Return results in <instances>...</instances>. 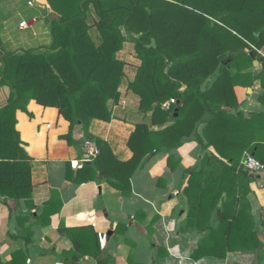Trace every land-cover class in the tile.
<instances>
[{
    "label": "trees",
    "instance_id": "1",
    "mask_svg": "<svg viewBox=\"0 0 264 264\" xmlns=\"http://www.w3.org/2000/svg\"><path fill=\"white\" fill-rule=\"evenodd\" d=\"M47 2L50 14L58 16L47 18L51 45L44 52L11 53L0 69V86L11 89L8 104L0 109V198L21 197L23 189L32 187L17 112H27L31 101L59 109L70 125L69 141L76 128L89 131L94 120L111 122L126 79L119 55L132 43L141 64L128 90L140 98L139 111L151 117L131 135L130 161H118L107 143L97 141L101 153L95 167L129 197L131 178L146 159L181 147L209 116L204 138H198L222 159L206 156L209 168L189 171L183 189L189 205L186 230L208 231L194 258L262 251L248 201L259 177L240 162L244 153L259 159L264 113L248 117L239 112L235 89L256 80L264 87V70L257 77L244 73L257 58L264 68V0ZM170 100L176 104L166 111L163 105ZM260 102L264 105V96ZM170 118L175 123L167 126ZM158 125L165 129L153 131Z\"/></svg>",
    "mask_w": 264,
    "mask_h": 264
},
{
    "label": "crops",
    "instance_id": "2",
    "mask_svg": "<svg viewBox=\"0 0 264 264\" xmlns=\"http://www.w3.org/2000/svg\"><path fill=\"white\" fill-rule=\"evenodd\" d=\"M50 15L47 0H0V69L11 53L44 52L51 45ZM24 22L27 25L21 27ZM39 23L42 38L36 43L33 38ZM130 44L119 55L126 63V79L111 122L94 120L89 131L76 128L69 141L70 125L59 109L31 101L27 112H17L16 129L30 159L32 187L23 189L21 197L0 198V264H264V249H239L226 258H194L208 231L186 230L189 205L183 189L189 171L209 168L206 156L222 159L198 138H204L209 116L181 147L146 159L131 178L129 197L102 177L95 160L84 162L86 139L104 141L118 161H130L131 135L137 124L149 123L151 113L140 112V98L128 90L141 64L135 52V56L130 54ZM260 54L264 57V48ZM263 70L257 58L244 73L257 77ZM262 85L256 80L247 88L235 89L239 112L248 117L264 113ZM10 94V87L0 86V109L8 104ZM174 123L170 118L167 126ZM258 160L264 163V146ZM86 166L91 169L83 172ZM256 176L248 201L253 230L264 244V172Z\"/></svg>",
    "mask_w": 264,
    "mask_h": 264
},
{
    "label": "built area",
    "instance_id": "3",
    "mask_svg": "<svg viewBox=\"0 0 264 264\" xmlns=\"http://www.w3.org/2000/svg\"><path fill=\"white\" fill-rule=\"evenodd\" d=\"M26 25L27 24L24 22L21 27H25ZM174 104H176V100H170L163 105V109L169 111ZM83 150L85 153L84 162H92L96 160L101 153L98 143L93 139H86L84 141ZM241 166L253 175H257L264 171V164L249 153H245Z\"/></svg>",
    "mask_w": 264,
    "mask_h": 264
},
{
    "label": "rangeland",
    "instance_id": "4",
    "mask_svg": "<svg viewBox=\"0 0 264 264\" xmlns=\"http://www.w3.org/2000/svg\"><path fill=\"white\" fill-rule=\"evenodd\" d=\"M25 13H26V12H25ZM40 17L42 18L43 15H41ZM30 19H31V18H30ZM28 20H29V18H28ZM40 25H41V23H39V24L36 26V32H35V33H36L37 37H34V38H33V37H32V36H33L32 32L30 33V34H31V38L35 39V40H36V43H38V41L42 38V31L39 30ZM38 30H39V31H38ZM14 35H15V37H18V36H19V34H17V33L14 34ZM21 36H23V35H21ZM50 37H51V36H50ZM94 37H95V34H94ZM37 40H38V41H37ZM130 48H131V49L129 50L130 54H131V55L133 54V55L135 56V53H134V52H135V49L133 48V44H132V43L130 44Z\"/></svg>",
    "mask_w": 264,
    "mask_h": 264
},
{
    "label": "water",
    "instance_id": "5",
    "mask_svg": "<svg viewBox=\"0 0 264 264\" xmlns=\"http://www.w3.org/2000/svg\"><path fill=\"white\" fill-rule=\"evenodd\" d=\"M44 14H45V16H48L49 15V13H48V11H47L46 8L44 9ZM53 19H58V16L56 14H51L49 16V20H53Z\"/></svg>",
    "mask_w": 264,
    "mask_h": 264
}]
</instances>
